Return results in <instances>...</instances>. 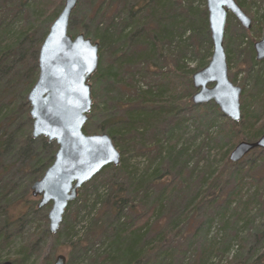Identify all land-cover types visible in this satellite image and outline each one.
<instances>
[{
    "label": "trees",
    "instance_id": "obj_1",
    "mask_svg": "<svg viewBox=\"0 0 264 264\" xmlns=\"http://www.w3.org/2000/svg\"><path fill=\"white\" fill-rule=\"evenodd\" d=\"M174 1L178 2L179 6L183 8L179 9L177 7L178 10H176ZM197 1L203 3L206 0H85V2L80 0L78 3L72 14L73 17L77 15V17H74L77 21L76 30L80 33L85 30V36L92 38L94 42H98L100 45V64L95 76H93L97 86L93 93L95 104L83 130L86 134L99 133L104 130L105 133L111 136L113 141L114 138L117 139L114 144L117 148H121L120 152L122 154V161L119 166H107L86 183L88 186L96 185L98 177L106 171L114 173L113 181H116L115 176L118 173H124L126 167L124 163V141L126 139L134 140L138 138L136 136L142 131L144 132L139 137L144 136L151 130L148 123L152 124L158 116L164 113L175 116L179 111V103L194 108V104L190 101V90L185 96L176 94L179 82L176 77L172 79L170 85L160 83L146 90L142 88L134 90L133 100L124 102L117 99L111 106L96 100L98 98L96 91L108 84L119 83V76L116 72L120 63V56L116 55L115 58H112L113 62L109 65H106L105 58L108 52L111 54L118 53L119 50L116 49L120 47L122 42H124L123 46L126 45L125 41L130 39L131 36L137 37L131 44L136 48L141 44L150 43L148 51L145 46H140V54H136L140 60L145 59L147 56L151 57L150 50L160 42L158 37H161V33L164 35L171 33L168 28L173 27L174 30L181 29V33H189L195 45L198 44V40H203L206 37L208 41L207 50L200 53L201 46H194L193 51L200 56L197 68L201 69L206 66L209 56L212 55L213 44L207 8L203 10L201 7L195 6L194 3ZM236 1L242 8H245L244 4L251 5V2H247V0ZM81 2L87 7L85 11L80 7ZM7 4L9 6H6ZM63 6L64 0H0V251L10 247L18 238H21L22 233L31 226L39 213L42 214L44 221L48 220L47 214L39 210L38 201L33 198L31 186L35 181L42 178L45 171L53 163L58 146L55 142H49L44 137L37 139L32 137L33 120L30 117L28 94L38 79V56L41 44L49 32L50 24L56 19ZM154 6H159L162 11L168 8V13L159 17L156 29L151 28L149 25L147 27L144 23L146 19L143 20V16L155 13V11H152ZM169 8H173L171 13ZM79 16H82V22L77 20ZM167 20L169 22L166 24ZM258 21L255 17L253 22ZM86 23L91 28L86 29ZM143 27L145 30H139ZM78 32L77 34H80ZM151 40H154V42ZM226 56L229 66L232 64L230 53ZM166 63L171 66L172 60H168ZM184 65L175 64V68H173L175 75L181 76L184 74ZM114 70L116 71L114 72ZM170 70H172L171 67ZM194 70L196 69L190 68L188 73L190 74ZM147 72L150 71L147 70ZM169 73L171 71L162 72L161 75L167 76ZM191 88H193L192 85ZM244 92L247 94L245 89H243V95ZM243 95L241 102L242 119L238 122L225 120V123L221 126L224 127V134L220 140L223 141L228 138L230 143L228 151L224 154V161L235 167L243 163V160L252 153L257 154L259 149L252 150L244 159L233 164L229 159L232 148L243 140L257 141L264 134L263 113L258 109H251L254 99L259 98L257 91L247 95L248 99ZM162 105H167V107ZM207 106L209 105L204 107L207 108ZM214 108L216 112L220 113L217 106L214 105ZM221 116L223 115L221 114ZM94 120L98 124L92 129ZM170 134L166 137V139L169 137L167 141L171 140L172 135ZM176 144L177 141L175 140L170 143L171 150L163 148L161 140L154 145V148L146 145L140 146L139 149L142 152L146 149L152 152L157 150L158 156L166 150L167 157L163 159L168 160L170 163L168 164L170 166L166 167L167 171L162 173L161 164L150 174L147 180L148 186L151 183H153V186L154 184L158 185L172 175L173 177L169 181L168 189L165 186L161 196L152 205L141 214H137L136 218L112 230V241L105 243L103 247H101L102 245L99 246L94 251L89 250L93 253L90 259L91 264H165L166 258H169L170 254H174V249L172 250L169 247L165 249L170 240L165 228H162L148 241L145 239L152 229L155 230L156 221L154 222V220H156L159 209L163 205L164 192L175 191L183 184L182 179L185 169L183 164L185 160L176 157L177 155L174 156L175 154L172 155V149L175 148ZM261 153H264V150ZM252 162L257 164L258 159L252 160ZM203 182L205 183V179ZM213 185H215L214 182L209 181L206 188L210 189ZM124 187L125 182L119 183L112 189L113 193L98 195L96 199H93V204L90 203V196L86 191L84 194L78 195V200L76 199L69 204L66 213L74 203L81 202L76 214L79 216L81 210L97 206V203L100 202L102 210L108 211L116 218L121 219L123 211L129 207L131 202L130 190ZM126 193L129 195H126ZM207 197L203 198L197 194L194 199L202 203L207 200ZM254 199L251 197L242 205L240 217L243 219L247 218L253 208ZM209 201L216 202L214 197ZM223 202V206L220 207L227 208L228 204L231 203V198ZM69 227H66L67 230H59L55 235H52L49 229L40 234L33 232L30 239L23 243L14 256L12 264L26 262L29 255L36 250L43 235L54 236L59 242L57 244H63L62 240L68 239L70 236L69 230L73 228ZM103 228L104 226L98 224L90 228L91 237L93 239L104 237L107 230H103ZM80 243L88 244L82 240H77L69 247L77 246ZM68 255H70V252ZM183 255L180 252L178 258L181 259ZM252 257L253 255H251ZM262 258L264 259V253L258 259L256 258L255 262L257 263ZM208 259L205 252L197 264H210ZM52 261L53 258H46L44 264H50ZM240 263H242L240 258L235 255L232 258L226 257V261L222 264Z\"/></svg>",
    "mask_w": 264,
    "mask_h": 264
},
{
    "label": "rangeland",
    "instance_id": "obj_2",
    "mask_svg": "<svg viewBox=\"0 0 264 264\" xmlns=\"http://www.w3.org/2000/svg\"><path fill=\"white\" fill-rule=\"evenodd\" d=\"M247 2H251V5L244 4L245 8L243 9L253 21L255 17L259 21L253 22L251 29L247 30L235 16L229 14L224 37L226 54L230 53L232 59V61L230 60L232 64L229 65L228 75L235 85L243 87L242 93L245 89L247 94L244 92V95L247 99V95L257 91L259 98L254 99L251 109H258L264 117V99H262L264 98V59H256L254 48V44L262 38L264 31V0H247ZM175 3L176 10H178L177 7L179 9L183 8L179 6L178 2ZM194 5L201 7L203 10L207 8L206 1L203 3L197 1ZM6 6H9V4ZM80 7L84 11L87 9L83 2H81ZM169 10L171 13L173 8H169ZM152 11H155L156 14L143 16V20L146 19L144 23L147 27L149 25L151 28L156 29L159 17L168 13V8L162 11L159 6H154ZM74 17H77V15ZM74 17L71 16L69 24V32L72 36H75L78 32L76 30L77 21ZM81 17L79 16L77 20L82 22ZM168 22L169 20L166 21V24ZM86 26V29L91 28L88 23H86ZM144 27L143 29L139 28V30H145ZM169 30L170 34L164 35L161 33V37H158L160 42L150 50L151 57L146 55L147 57L142 60L137 57L136 54H140V46H145L148 51L150 43L139 44L140 46L136 48L131 45L134 39L137 38L134 36L125 41L126 45L123 46L124 42H122L120 47L116 49L119 50L118 53L111 54L108 52L105 58L106 65L111 64L113 62L112 58H115L116 55L120 56V63L116 72L119 76V83L101 87L100 90L96 91L98 93L96 100L109 106L117 99L127 102L133 100L134 90L141 88L146 90L160 83L170 85L172 79L176 77L179 80L176 94L185 96L190 90V101H192V97L197 91L193 86L192 75L202 69L197 68L200 56L193 52L194 46H201L200 53H204L207 50L208 41L204 37L203 40H198V44L195 45L189 33H181V29H176V31L173 27L168 28ZM82 33L85 35V30ZM90 39L92 40V38ZM151 41L154 42V40ZM211 52H213V45ZM211 57L212 55L209 56L207 65ZM168 60H172L171 66L166 63ZM178 63L181 66L185 64V71L181 76H177L173 72L175 64ZM170 67L172 70H170ZM190 68L196 70L189 74ZM147 70L150 72H147ZM170 71L171 73L167 76L161 75L162 72ZM93 76L90 80L92 96L95 89H97ZM191 85L193 88H191ZM94 104L95 100L93 99ZM179 105V111L175 116L164 113L158 116L152 124L148 123L151 130L144 136L139 137L140 134H143L144 131H142L136 136L138 138L124 141V163L126 167L124 173L121 172L115 176L116 181H113L114 173L106 171L98 177L96 185L88 186L84 184L79 189V195L88 191L90 203L93 204V199H96L98 195L113 193L112 189L119 183L125 182L126 189L130 190V195L127 193L126 195H129L131 202L129 207L123 211L121 219L116 218L108 211L102 210L100 202L97 203V206L81 210L78 216L76 215L77 209L81 202L74 203L65 213L59 229L67 230V226L73 227L69 230L70 236L68 239L62 240L63 244H57L59 242L54 236L43 235L36 250L29 255L28 260L23 264H44L46 258H53L51 262L53 263L59 254H64L67 257V264L69 262L71 264H91L92 251L113 240L112 230L136 218L137 214H141L161 196L165 186L168 189L167 186L173 175L158 185L154 184L153 186V183L147 185L150 174L159 165L162 164V173L168 170L167 168L170 166L168 164L170 163L168 160L163 159L167 157V151L165 150L164 153L158 156L157 150L152 152L146 149L142 152L139 149L141 145L154 148V145L159 143L160 140L163 148L167 150H171L170 143L172 141H177L175 148L172 149V155L175 154L174 156L177 155L176 157L185 160L183 164L185 167L183 184L175 191L164 192L163 205L159 209L156 220H154V222L156 221L155 230L152 229L145 239L148 241L162 228L166 229L170 240L165 249L169 247L175 251L174 254L169 255V258H166L165 264H197L205 252L208 255L210 264H222L226 261V257L232 258L235 255L240 258L242 262L240 264H264L263 258L262 260L259 259L257 263L255 262V259H258L264 253V153H261L264 149H259L257 154L252 153L247 156L238 167L228 164L224 161V154L230 147L229 139L225 138L223 141L220 139L224 134L222 124L225 123V120L231 119L224 116L221 111L220 113L216 112L214 105H217L214 102L201 105L194 104V108L180 103ZM206 105L209 106L206 108L204 107ZM163 107H167V105ZM262 120L264 121V119ZM97 124L98 122L96 123L94 120L92 129ZM104 132L103 130L99 133ZM169 134L172 137L171 140L167 141L169 137L167 139L166 137ZM115 140L117 139L114 138ZM118 149L121 150L120 147ZM255 159H258L257 164L252 162ZM204 179L205 183L203 182ZM209 181L214 182L215 185L207 189ZM197 194L203 198L208 196L207 200L202 203L195 201L194 196ZM213 197L215 203L209 201ZM251 197L255 198L253 208L247 218L243 219L240 217L242 205ZM33 198L38 202L40 201V197L33 196ZM228 198H231L228 207H220L223 206V201ZM50 207L51 203L39 210L48 214ZM97 224L104 226L103 230L106 229L107 233L104 237L93 239L90 228L95 227ZM46 229H49V219L44 221L42 214L39 213L31 226L22 233L21 238H18L10 247L0 251V262L4 260L12 262L20 247L30 239L33 232L40 234ZM77 240H82L88 244L80 243L77 246L69 247ZM87 246L89 247L87 248ZM89 250L92 251L89 252ZM69 252L70 255H68ZM180 252L184 254L181 259L178 258ZM251 255H253L252 258Z\"/></svg>",
    "mask_w": 264,
    "mask_h": 264
},
{
    "label": "water",
    "instance_id": "obj_3",
    "mask_svg": "<svg viewBox=\"0 0 264 264\" xmlns=\"http://www.w3.org/2000/svg\"><path fill=\"white\" fill-rule=\"evenodd\" d=\"M79 1L64 0L62 10L50 25L39 51L38 79L28 94L32 137L47 138L58 146L53 163L31 186L32 195L40 197L39 209L51 203L47 216L52 234L59 231L79 189L107 166H119L122 161L109 134H86L83 130L93 107L90 80L99 68L100 45L83 33L74 37L69 34L70 19ZM206 3L213 53L208 65L192 75L197 89L192 101L196 105L214 102L224 116L238 122L242 118V88L229 79L224 37L230 13L247 30L253 21L236 0ZM254 48L256 59L263 60L264 33ZM258 148L264 149V134L257 141L238 142L229 159L237 163ZM51 264H67V257L59 254Z\"/></svg>",
    "mask_w": 264,
    "mask_h": 264
},
{
    "label": "flooded vegetation",
    "instance_id": "obj_4",
    "mask_svg": "<svg viewBox=\"0 0 264 264\" xmlns=\"http://www.w3.org/2000/svg\"><path fill=\"white\" fill-rule=\"evenodd\" d=\"M228 17H229V15H228ZM252 21H253V20H252ZM263 33H264V32H263ZM262 37H263V35H262ZM261 39H262V38H261ZM261 39H260V40H261ZM260 40H258V41H260ZM258 41H257V42H258Z\"/></svg>",
    "mask_w": 264,
    "mask_h": 264
}]
</instances>
